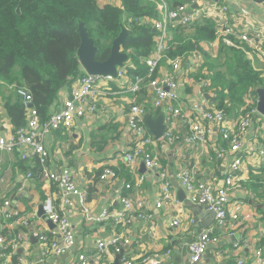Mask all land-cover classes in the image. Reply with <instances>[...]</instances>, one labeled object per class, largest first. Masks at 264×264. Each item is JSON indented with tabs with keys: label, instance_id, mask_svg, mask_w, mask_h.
Wrapping results in <instances>:
<instances>
[{
	"label": "crops",
	"instance_id": "0c3cea01",
	"mask_svg": "<svg viewBox=\"0 0 264 264\" xmlns=\"http://www.w3.org/2000/svg\"><path fill=\"white\" fill-rule=\"evenodd\" d=\"M167 1L170 8L188 5V12L196 19L225 21L238 36H235L238 44L249 48L248 58L264 77V60L261 58L264 51V0ZM97 2L101 6L122 7V0ZM123 19L125 24L126 17ZM144 21L153 25V20L145 18L141 23ZM173 26L169 27V34ZM124 27L128 30L126 24ZM241 34L253 37V43L242 41ZM221 42L216 38L202 45L211 56H216ZM201 61L200 53L194 52L182 59L177 69L173 68L170 59H162L157 68V78H172L178 82V98L172 104L182 110L176 118L173 142L163 136L155 139L148 131L152 142L145 146V150L158 160L160 166L157 169L146 167L143 158H137L132 164L126 161V154L136 145L128 126V112L131 105L137 104L143 106L151 117L160 112L165 115L168 103L154 107V91L148 85L133 92L131 87L135 76L129 74L128 67L124 75L96 85L95 112L76 118L69 128L61 127L45 134L42 142L48 156L43 165L34 154L22 159L21 146L11 151L0 149V206L8 200L9 212H17L8 217L0 211V237L4 238L0 244L3 247L0 264H75L80 255H84L88 264H124V259L130 264H193L190 244L206 230L211 231L218 241L210 243L201 261L195 264H257L256 251L262 249L264 253V157L256 152L264 147V116L257 110V93L247 97L246 105L226 113V126L235 133L244 111L251 107L256 109L242 135L238 152H232L229 141L211 125H208L211 130L205 143H186L184 137L188 133L189 121L196 116L194 104L207 102L215 107L208 102L209 94L204 88L208 85L204 84V81L208 82L205 78L208 71L205 68L198 71ZM127 66L135 68L132 62ZM80 69L83 71L81 66ZM198 72L203 77L196 78ZM69 89L68 85L61 87L48 116L62 107ZM14 132L0 96V134L10 138ZM219 148L225 149L221 158L216 152ZM235 157H240L241 164L233 172L230 167ZM105 167L116 171L114 179L100 180ZM184 168L192 173L195 183H206L213 191L226 185L229 174L235 176L240 186L227 187L228 215L223 221H218L215 213L204 205L189 200L188 192L177 176ZM63 169L71 172L77 189L85 194L84 203L78 194H70L68 203H60V189L47 173H58ZM160 171L168 175L171 189L169 198L157 207L161 196ZM175 184L184 191V198L179 197ZM47 196L54 198L57 208L67 216L73 229V245L60 255L51 251V242L59 240V236L55 225L44 215L43 202ZM123 197L143 201L150 219L136 217V209L125 210L121 202ZM84 208L92 216L104 211L109 216L99 221L89 220ZM121 211L124 212L123 218L118 217ZM234 214L237 218L232 217ZM23 218L27 223L22 222ZM175 218L179 223L173 226L171 222ZM115 236L129 242L120 245V251L112 245H107L104 251L98 248V241L107 243ZM167 250H170L169 257L163 255Z\"/></svg>",
	"mask_w": 264,
	"mask_h": 264
},
{
	"label": "trees",
	"instance_id": "16d2710c",
	"mask_svg": "<svg viewBox=\"0 0 264 264\" xmlns=\"http://www.w3.org/2000/svg\"><path fill=\"white\" fill-rule=\"evenodd\" d=\"M124 17L128 36L122 50L129 52V63L135 66L127 64L125 68L131 76L145 77L142 85H148L156 78L157 69L148 75L141 60L154 53L157 32L151 23L141 21L159 18L155 0H122L121 8L101 6L97 0H0V96L14 131L26 124L27 114L18 89L30 93L31 105L45 119L61 87H71L84 74L76 55L79 23L84 24L98 47L96 60L104 61L125 25ZM227 37L232 45L222 41L216 56H211L202 44L222 38L215 20L175 23L162 58L186 59L194 52L200 53L198 71H208L205 78L209 83L204 87L208 102L225 113L246 105L248 96H256L258 87L264 88V77L248 58L249 48L240 46L235 35ZM200 72L196 78L203 77Z\"/></svg>",
	"mask_w": 264,
	"mask_h": 264
},
{
	"label": "built area",
	"instance_id": "2783aa9c",
	"mask_svg": "<svg viewBox=\"0 0 264 264\" xmlns=\"http://www.w3.org/2000/svg\"><path fill=\"white\" fill-rule=\"evenodd\" d=\"M156 7L160 15V19L153 20L154 29L157 32L156 35V49L152 56L143 59V62L147 66V74H153L159 67L160 61L164 57L165 43L170 38L169 25L172 23H181L184 25L190 24L196 20L195 16L188 12V5L179 4L174 8H170L167 0H155ZM224 10V9H222ZM219 27V32L222 34L221 40L232 45V41L227 37L229 34L235 35L230 27L226 26V22H216ZM236 36V35H235ZM238 37V36H236ZM242 41L253 43L254 38L249 37L247 34L239 35ZM261 58L264 60V51L261 52ZM182 58L176 57L171 59L173 68L177 69L181 64ZM125 73V67L117 69V76H122ZM115 78L110 75H92L84 73L71 85L65 99L63 100L62 107L51 113L47 118L42 119L37 110L31 105V95L24 89L20 88L17 93L22 100L24 107L27 110L26 124L23 127L18 128L12 134L10 138H6L0 134V149L11 151L16 146H21L22 159L27 158L29 155H36L39 163L43 165L46 162L48 151L44 147L42 139L46 133L52 130L59 129L61 127L69 128L72 126L74 120L78 117H82L87 113H93L97 109L98 95L96 94V85L100 81L110 82ZM145 77L136 75L134 82L132 83L131 90L137 92L141 89V85ZM209 82V81H208ZM204 81V84H208ZM148 86L154 91V107L158 108L164 103H168L167 113L164 115L165 130L163 137L169 141H174L176 138V118L182 114L180 107L172 104L177 100V87L178 82L172 78L159 79L154 78ZM196 112V116L190 119L188 133L184 137L186 143H205L210 133V126H216L223 139L229 141L232 152H238L241 147V139L243 133L247 130L250 123L252 114L256 112V109L251 107L242 116L238 123V128L235 133L226 126V113L222 108L212 107L207 102L196 103L193 106ZM146 109L143 106L133 104L130 106L128 112V126L133 132L136 139V145L132 152L126 154V161L132 164L137 158H143L144 164L150 169L159 168L158 160L153 157L150 152L145 150V146L152 142V137L148 133V130L144 124V116ZM207 123V124H206ZM217 156L221 158L224 153V148L216 149ZM257 155L264 157V147L257 149ZM241 164L240 157H235L231 163V171L235 172L239 169ZM117 173L110 167H105L100 173V180H112L116 177ZM30 176V175H28ZM50 180L56 183L60 189V203H68L70 194H78L81 202L85 201V194L77 189L76 184L72 178L71 172L68 169H63L58 173H47ZM181 184L188 192V198L192 203L204 205L208 210L213 211L218 221H223L227 214L226 203L228 201V186H240V183L235 179V176L229 174L225 180L226 185L223 187L212 190L206 183H195L192 173L188 169H181L177 173ZM159 178L161 181V196L158 199L156 205L159 207L164 199L169 198L171 183L168 175L160 171ZM142 180V177L139 178ZM129 187V185H126ZM125 210L136 209V217L142 219H150L151 215L145 210L143 201H133L126 197L121 199ZM10 201L5 200L3 205L0 206V211H3L6 216L16 215L15 210L9 212L8 207ZM86 216L89 220H102L108 218L109 214L104 211L98 216H92L88 209L84 208ZM43 211L45 217L51 221L56 229L59 240L55 239L51 242V251L60 255L71 248L74 242L72 225L67 216L57 208L55 200L52 196H47L43 202ZM124 212L118 213L119 218H123ZM233 218H237V215H232ZM23 223H27V219L23 218ZM179 220L175 218L171 225H177ZM4 238L0 237V244L3 243ZM218 239L211 234V231H203L198 238L190 244V261L195 264L201 261L206 249L210 243L217 242ZM128 239L122 241L118 236L111 238L106 242L98 241V248L101 251L106 249L107 245H112L116 251H120V245L127 244ZM3 247L0 245V254H2ZM164 256H170V250H167ZM255 261L257 264H264V253L262 249H258L255 253ZM75 264H88L84 255H80L78 261ZM124 264H130L128 259H124Z\"/></svg>",
	"mask_w": 264,
	"mask_h": 264
},
{
	"label": "water",
	"instance_id": "95a60500",
	"mask_svg": "<svg viewBox=\"0 0 264 264\" xmlns=\"http://www.w3.org/2000/svg\"><path fill=\"white\" fill-rule=\"evenodd\" d=\"M196 7V5L194 6ZM80 36V43L76 51V55L80 66L87 74L92 75H110L114 78L117 77V69L124 67L129 63V52L122 50V44L128 36V30L122 24L121 31L113 40L110 54L104 61L96 60L98 47L95 45L94 40L89 36L86 27L82 22L78 25ZM154 31V30H153ZM258 95L257 110L264 116V88L258 87L256 89ZM144 124L155 139H160L165 130L164 113L160 112L155 117H151L149 113L144 116ZM178 187L177 184H175ZM178 195L184 198V191L178 187Z\"/></svg>",
	"mask_w": 264,
	"mask_h": 264
}]
</instances>
